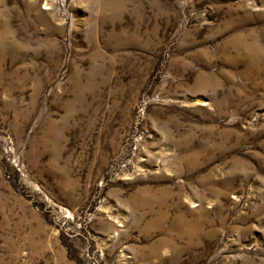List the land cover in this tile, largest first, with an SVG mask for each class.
Listing matches in <instances>:
<instances>
[{
    "label": "rangeland",
    "instance_id": "obj_1",
    "mask_svg": "<svg viewBox=\"0 0 264 264\" xmlns=\"http://www.w3.org/2000/svg\"><path fill=\"white\" fill-rule=\"evenodd\" d=\"M0 23V264H264V0Z\"/></svg>",
    "mask_w": 264,
    "mask_h": 264
},
{
    "label": "bare ground",
    "instance_id": "obj_2",
    "mask_svg": "<svg viewBox=\"0 0 264 264\" xmlns=\"http://www.w3.org/2000/svg\"><path fill=\"white\" fill-rule=\"evenodd\" d=\"M9 32L8 26L4 23H0V42H3L4 40L1 39L2 36L6 35ZM196 230V229H195ZM189 231V230H188ZM187 231V232H188ZM194 231V230H192ZM191 232V231H190ZM187 235V234H186Z\"/></svg>",
    "mask_w": 264,
    "mask_h": 264
}]
</instances>
